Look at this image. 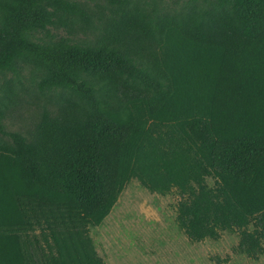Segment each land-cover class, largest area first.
<instances>
[{"label":"trees","instance_id":"obj_1","mask_svg":"<svg viewBox=\"0 0 264 264\" xmlns=\"http://www.w3.org/2000/svg\"><path fill=\"white\" fill-rule=\"evenodd\" d=\"M24 65L46 104L21 131ZM133 179L181 195L192 243L264 255V0H0V264H107L90 231Z\"/></svg>","mask_w":264,"mask_h":264},{"label":"rangeland","instance_id":"obj_2","mask_svg":"<svg viewBox=\"0 0 264 264\" xmlns=\"http://www.w3.org/2000/svg\"><path fill=\"white\" fill-rule=\"evenodd\" d=\"M93 1V0H88ZM149 8L181 11L186 0H144ZM90 30L77 31V39L91 37ZM40 72L33 65H24L16 77L20 105L7 119L9 128L24 131L46 104L39 90ZM212 185L213 180L208 179ZM181 195L177 191L162 195L151 193L136 179L122 191L111 213L90 234L98 253L107 264H215L210 256L231 259L226 264H264L233 252L238 235L224 232L222 238L192 243L179 229L176 216Z\"/></svg>","mask_w":264,"mask_h":264}]
</instances>
